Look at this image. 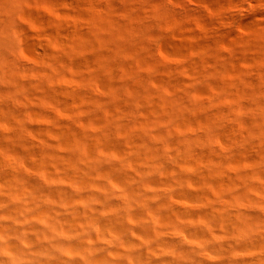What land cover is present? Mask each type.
<instances>
[{
    "label": "clouds",
    "instance_id": "obj_1",
    "mask_svg": "<svg viewBox=\"0 0 264 264\" xmlns=\"http://www.w3.org/2000/svg\"><path fill=\"white\" fill-rule=\"evenodd\" d=\"M0 264H264V0H0Z\"/></svg>",
    "mask_w": 264,
    "mask_h": 264
}]
</instances>
